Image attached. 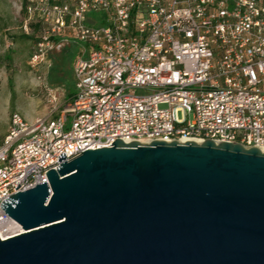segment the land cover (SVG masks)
<instances>
[{
	"label": "built area",
	"instance_id": "built-area-1",
	"mask_svg": "<svg viewBox=\"0 0 264 264\" xmlns=\"http://www.w3.org/2000/svg\"><path fill=\"white\" fill-rule=\"evenodd\" d=\"M33 25L32 66L72 41L84 49L57 115L10 113L0 204L18 183H47L60 153L69 160L118 138L264 150V0H26L23 28ZM23 232L0 207V239Z\"/></svg>",
	"mask_w": 264,
	"mask_h": 264
},
{
	"label": "water",
	"instance_id": "water-1",
	"mask_svg": "<svg viewBox=\"0 0 264 264\" xmlns=\"http://www.w3.org/2000/svg\"><path fill=\"white\" fill-rule=\"evenodd\" d=\"M57 161L0 204L24 230L0 264H264L260 148L118 138Z\"/></svg>",
	"mask_w": 264,
	"mask_h": 264
},
{
	"label": "rangeland",
	"instance_id": "rangeland-1",
	"mask_svg": "<svg viewBox=\"0 0 264 264\" xmlns=\"http://www.w3.org/2000/svg\"><path fill=\"white\" fill-rule=\"evenodd\" d=\"M22 2L0 0V142L11 112H19L29 122L52 117L74 91V54L65 55V48L52 53L40 66L30 64L36 30H24ZM70 48L78 53L84 45L72 41ZM164 107L160 104V108Z\"/></svg>",
	"mask_w": 264,
	"mask_h": 264
},
{
	"label": "trees",
	"instance_id": "trees-1",
	"mask_svg": "<svg viewBox=\"0 0 264 264\" xmlns=\"http://www.w3.org/2000/svg\"><path fill=\"white\" fill-rule=\"evenodd\" d=\"M25 6H26V0H23V2H22V10H23V12H25ZM32 28H34V29L36 30V35H37V32H38V28H37V26L33 25ZM32 28H31V29H32ZM24 37H27V35H24ZM36 37H37V36H36ZM36 37L34 38L33 45H34V43H35L36 40H37ZM32 47H33V46H32ZM65 49H66V53H65V55H73V54H74V51L72 50V48H70V46L66 47Z\"/></svg>",
	"mask_w": 264,
	"mask_h": 264
},
{
	"label": "crops",
	"instance_id": "crops-1",
	"mask_svg": "<svg viewBox=\"0 0 264 264\" xmlns=\"http://www.w3.org/2000/svg\"><path fill=\"white\" fill-rule=\"evenodd\" d=\"M70 45H71V42H69L68 45H67L66 47H68V46H70ZM66 47H65V48H66ZM55 52H56V51H55ZM57 52H58V51H57ZM52 53H54V52H51V53L49 54V56H50ZM76 54H77V53H74V57H75ZM49 56H48V57H49ZM72 78H73V65H72ZM70 95H71V94H70ZM70 95H69V96H70ZM69 96H66L65 100L68 99Z\"/></svg>",
	"mask_w": 264,
	"mask_h": 264
}]
</instances>
